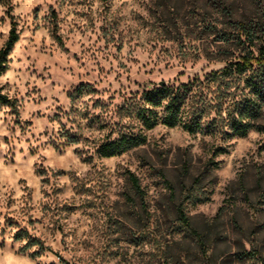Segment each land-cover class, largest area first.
Listing matches in <instances>:
<instances>
[{"label":"rangeland","instance_id":"rangeland-1","mask_svg":"<svg viewBox=\"0 0 264 264\" xmlns=\"http://www.w3.org/2000/svg\"><path fill=\"white\" fill-rule=\"evenodd\" d=\"M12 23L0 264H264V85L246 84L264 64L211 77L258 55L264 0H0V48ZM193 80L201 130L145 129L143 91ZM248 103L254 128L234 136ZM124 136L145 142L99 154Z\"/></svg>","mask_w":264,"mask_h":264},{"label":"trees","instance_id":"trees-1","mask_svg":"<svg viewBox=\"0 0 264 264\" xmlns=\"http://www.w3.org/2000/svg\"><path fill=\"white\" fill-rule=\"evenodd\" d=\"M238 28L241 32L247 31L242 25H240ZM18 40L19 35L16 31L15 24L12 23L7 39L0 48V77L7 70L8 55ZM226 40H228V38L224 37L223 41ZM258 52L259 53L256 57H243L242 61L228 63L221 70L214 71L211 74V77L213 80H216L217 78L232 74L234 72L242 74L247 70L252 69L254 64L261 68L264 64V44L259 47ZM256 74H258L257 70L251 73L246 78V84L251 86V88L254 89L257 94H260L262 92L261 88H263L264 85V79L258 81V75ZM199 84V81L193 80L186 84L179 85L178 87L161 85L159 87H154L152 89L143 91V107L137 110V118L141 121L144 128L148 130L153 129L159 124L167 128L182 127L188 133H195L196 131L201 130V114L195 111L191 117H188L186 112L189 95L192 93L195 86ZM9 103L10 99L0 90V106L8 105ZM156 109L162 110V116L159 118L156 115ZM257 114L258 112L255 110L254 105H251V103L245 104L243 109L240 110L238 117L231 119L229 123V129L232 131V134L237 137L246 136L248 132L254 128L251 120L255 119ZM144 142L145 139L142 137L124 136L117 140L108 141L100 145L99 154L104 158L116 157L125 153L130 148L142 145ZM130 181L136 192L141 193L138 180L131 175ZM177 215L185 227L188 228L189 224L185 214L181 210H178ZM21 239L22 234L21 232H18L15 236V240ZM64 264L68 263L64 262Z\"/></svg>","mask_w":264,"mask_h":264},{"label":"water","instance_id":"water-1","mask_svg":"<svg viewBox=\"0 0 264 264\" xmlns=\"http://www.w3.org/2000/svg\"><path fill=\"white\" fill-rule=\"evenodd\" d=\"M163 85V84H162Z\"/></svg>","mask_w":264,"mask_h":264}]
</instances>
